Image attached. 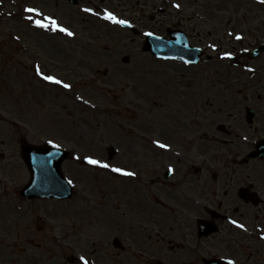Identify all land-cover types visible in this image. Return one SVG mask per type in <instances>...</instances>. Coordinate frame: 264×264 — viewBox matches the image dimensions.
Masks as SVG:
<instances>
[{
    "label": "rangeland",
    "instance_id": "obj_1",
    "mask_svg": "<svg viewBox=\"0 0 264 264\" xmlns=\"http://www.w3.org/2000/svg\"><path fill=\"white\" fill-rule=\"evenodd\" d=\"M29 8L36 11H26ZM106 12L130 22L138 33L109 24L103 18ZM48 18L72 34L36 26L35 21L47 24ZM175 22L192 44L204 47L210 60L188 65L143 49L145 33L166 36L165 29ZM93 23L99 30L104 24L109 29L98 36ZM262 42L264 0H91L78 5L67 0H0V233L9 240L6 248L0 247V264L58 263L60 251L53 236L91 259V249L92 257L97 253L95 245L87 242L92 241L94 218L102 221L117 214L119 200L126 212L125 193L107 198L109 184L126 177L111 168L82 170L79 158L91 157L130 173L140 157L135 150L150 151L128 130L134 117L130 111L141 113L140 121L152 125L134 131L148 137L144 139L204 131L220 136L217 125L227 118V110H218L222 98L241 100V95L253 94L254 83L264 82V52L252 60L245 55ZM224 85L233 87L226 91L227 97L221 95ZM167 91V106L160 111L151 108V99ZM206 101L212 102L211 111L202 118L199 111L207 108ZM183 115L191 119L190 126ZM23 141H51L68 149L62 171L73 186L71 198L38 200L19 195L29 178L19 152ZM126 143L132 148L127 150ZM196 143L204 144L198 137ZM164 145L148 155L184 157L209 163V168L229 158L215 150L198 152L190 147L184 152ZM109 146L117 149L110 159ZM105 212L108 215L102 217ZM39 215L48 219L46 227L36 218ZM53 256L57 259L51 260Z\"/></svg>",
    "mask_w": 264,
    "mask_h": 264
},
{
    "label": "flooded vegetation",
    "instance_id": "obj_2",
    "mask_svg": "<svg viewBox=\"0 0 264 264\" xmlns=\"http://www.w3.org/2000/svg\"><path fill=\"white\" fill-rule=\"evenodd\" d=\"M254 85L252 89L260 88L264 95V82ZM254 93L241 101L223 99L229 107L223 130L217 129L220 136L140 137L150 151L135 150L140 157L130 172L134 175L109 184L108 199L125 193L126 212L119 200L117 214L93 220V264H210L221 257L234 264H264V154L244 161L264 143V120L259 121L264 118V98ZM205 105L208 111L212 102ZM247 106L253 110L250 122ZM196 137L204 144L194 145ZM157 141L178 151L215 150L229 158L209 168V163L184 157H151L149 153L161 148ZM203 220L214 222L215 231L207 232L213 225L201 227Z\"/></svg>",
    "mask_w": 264,
    "mask_h": 264
},
{
    "label": "water",
    "instance_id": "obj_3",
    "mask_svg": "<svg viewBox=\"0 0 264 264\" xmlns=\"http://www.w3.org/2000/svg\"><path fill=\"white\" fill-rule=\"evenodd\" d=\"M76 2V0H72ZM175 32V31H174ZM171 32L170 39L155 35H147L145 50H150L163 58H176L185 62L195 63L201 56L198 47H190L182 33ZM264 50V43L251 51L248 56L253 58ZM208 56L205 57L207 60ZM21 153L27 169L30 172V180L23 186L20 193L27 198L53 197L63 199L69 197L72 188L61 173L60 164L67 156V152L52 144L34 145L24 143Z\"/></svg>",
    "mask_w": 264,
    "mask_h": 264
},
{
    "label": "bare ground",
    "instance_id": "obj_4",
    "mask_svg": "<svg viewBox=\"0 0 264 264\" xmlns=\"http://www.w3.org/2000/svg\"><path fill=\"white\" fill-rule=\"evenodd\" d=\"M168 98H170L168 91L165 94H163L161 97L154 96L150 101L151 108H156V109H158V111L163 110L167 106L166 101L169 100ZM139 114H141V113H137L136 111H130V116H134V117L130 120L129 124H127V128L129 131H133V133H132L133 135H137L134 133V131H138L141 128H145V129L152 128V125L148 121H146V120L140 121ZM182 118H183L182 120H184V121H190V120L186 119L187 117L185 115H183ZM190 124L191 123H189V126H190ZM184 129H189V128L187 126H184ZM78 161L80 162L79 167L82 170L89 169L92 167H97V168L100 167L98 165L89 164L88 161H86V160L84 161V158H82V157L79 158ZM104 171H106V170H104ZM103 209L109 210L108 206H106V205L103 206ZM23 216L25 217V215H23ZM36 218L39 220V223H41L42 225L45 224V227H46V224L49 223L48 219L43 217V216L39 215ZM53 239H55V236H53ZM55 241L57 243L61 244L59 240H55ZM8 242H9V240L7 239V236H4L2 233H0V247L6 248ZM63 249H66V251L63 252ZM59 251H60L59 252L60 259L58 261L59 262L58 264L82 262L80 257H84L87 262L90 261L89 256L87 257L84 254H81L80 252H76V250L72 247L65 248V247L60 245Z\"/></svg>",
    "mask_w": 264,
    "mask_h": 264
},
{
    "label": "snow or ice",
    "instance_id": "obj_5",
    "mask_svg": "<svg viewBox=\"0 0 264 264\" xmlns=\"http://www.w3.org/2000/svg\"><path fill=\"white\" fill-rule=\"evenodd\" d=\"M177 7H179V5H176ZM26 11L28 12H34L36 11L35 9H26ZM85 11H92L91 9H85ZM105 19H108V20H113L117 23H120V24H127L128 22L125 21V20H116L115 16L112 15V13H109V12H106L105 13V16H104ZM49 19V23H43L41 22L40 20H37L35 21V24L37 27H41V28H49V27H52L53 29H59V31H63L65 33H67L68 35H71L72 33L68 31V29L66 28H61L57 25L56 21L55 20H52L51 18H48ZM149 35H151V33H149ZM240 37H237V39H239ZM225 55H230V53H225ZM43 79L47 80V81H50V82H53V83H57V84H60L62 83L60 80H57L55 77H52V76H44ZM63 87L65 88H68L70 87V85L68 84H63ZM51 143V141H50ZM158 144L159 147H167V145H164V144H160L158 141L156 142ZM87 161L89 164H92V165H98L100 167H103V168H111L112 171L114 172H117V173H123L125 175H134V173H127V172H123V170L121 168H118V167H112L111 165L107 164V163H102L101 161L99 160H96V159H93L91 157H86ZM169 171H171V169H169ZM232 223H236V221H232ZM239 227H243V225H238ZM81 261L83 262V264H87V261L85 260L84 257H80ZM229 264H234V262H229Z\"/></svg>",
    "mask_w": 264,
    "mask_h": 264
}]
</instances>
